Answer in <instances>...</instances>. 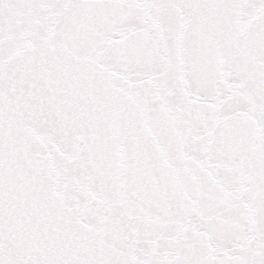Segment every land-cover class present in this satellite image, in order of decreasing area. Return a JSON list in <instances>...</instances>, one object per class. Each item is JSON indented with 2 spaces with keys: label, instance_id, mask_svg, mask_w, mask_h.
Here are the masks:
<instances>
[{
  "label": "snow or ice",
  "instance_id": "6c2138e0",
  "mask_svg": "<svg viewBox=\"0 0 264 264\" xmlns=\"http://www.w3.org/2000/svg\"><path fill=\"white\" fill-rule=\"evenodd\" d=\"M0 264H264V0H0Z\"/></svg>",
  "mask_w": 264,
  "mask_h": 264
}]
</instances>
